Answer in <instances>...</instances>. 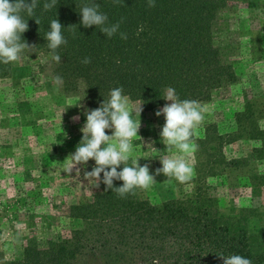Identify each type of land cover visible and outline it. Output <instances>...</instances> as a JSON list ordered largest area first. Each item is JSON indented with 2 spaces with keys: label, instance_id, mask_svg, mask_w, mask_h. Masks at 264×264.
I'll list each match as a JSON object with an SVG mask.
<instances>
[{
  "label": "trees",
  "instance_id": "obj_1",
  "mask_svg": "<svg viewBox=\"0 0 264 264\" xmlns=\"http://www.w3.org/2000/svg\"><path fill=\"white\" fill-rule=\"evenodd\" d=\"M237 1L155 0L156 6L149 8L148 0H57L56 7L43 11V4L50 0H38L34 16L21 13L28 24L22 39L31 47L25 52L48 59L53 77H62L63 90H81L79 117L83 120L86 111L100 107L117 87L147 111L164 106L169 88L180 100L207 102L236 80L225 60L218 26L222 12ZM93 3L108 16V25L122 21L111 38L95 25H82L80 10ZM53 19L61 23L67 39L56 50L60 63L51 58L45 39ZM121 32L127 33L126 40L120 38ZM86 57L91 63H82ZM9 68L10 63L0 62V75ZM256 108L246 102L234 114L233 134L222 135L211 126L204 129L198 140L202 153H197L194 168L198 180L186 195L154 204L136 188L135 195L119 198L111 189L105 191L101 173L99 187L91 179V195L68 206L66 218L76 225L44 244L31 240L21 258L7 264H152L154 259L159 264H224L220 254L264 264V207L222 214L205 181L209 175L230 169L242 172L250 165L247 159L226 160L223 155V144L236 137L255 141L254 153L264 159V127L259 125L264 109ZM94 166L90 160L86 170ZM126 166L132 165L127 162ZM245 175L251 187L264 186L263 173L248 169ZM113 185L121 187L123 181L114 180ZM252 220L256 226H251Z\"/></svg>",
  "mask_w": 264,
  "mask_h": 264
},
{
  "label": "rangeland",
  "instance_id": "obj_2",
  "mask_svg": "<svg viewBox=\"0 0 264 264\" xmlns=\"http://www.w3.org/2000/svg\"><path fill=\"white\" fill-rule=\"evenodd\" d=\"M218 27L225 60L232 65L236 80L226 90L214 93L212 100L199 102L205 117L193 136L199 151L190 156L175 147L167 151L160 136L165 117L155 113L171 101L147 111L128 99L132 118L140 119L128 162L132 165V160L138 159L140 166L148 165L156 182L142 189V194L154 204L181 198L194 186L198 180L196 157L202 153L198 140L203 138L205 128L233 134L234 114L246 102L257 110L264 109V0L237 1L222 12ZM47 61L27 50L20 61L10 62L8 73L0 75V264L20 259L31 240L44 244L76 225L66 218L68 206L88 198L93 190L91 179L84 177L90 160L86 166H76L80 174L76 168L70 175L64 172L86 122L79 117L81 90L65 91L61 84L54 83ZM140 105L139 117L135 113ZM259 125L264 127V116ZM113 131L109 129L107 134ZM256 147L255 141L238 137L223 144L226 160L244 158L250 165L242 172L230 169L206 177L207 193L217 200L222 214H236L242 207H264V186L251 187L245 175L248 169L264 174V159L256 157ZM181 156L194 169L189 181L180 183L163 173L156 175V169L163 166L160 159ZM250 224L256 226V221Z\"/></svg>",
  "mask_w": 264,
  "mask_h": 264
},
{
  "label": "clouds",
  "instance_id": "obj_3",
  "mask_svg": "<svg viewBox=\"0 0 264 264\" xmlns=\"http://www.w3.org/2000/svg\"><path fill=\"white\" fill-rule=\"evenodd\" d=\"M114 3H119V0H114ZM56 5L57 0H50L43 4V11H50ZM37 6L38 0H31V3H27L26 0L14 2L0 0V62L4 64L18 62L21 60V54L31 48L22 39V34L28 30V24L21 13L26 12L32 17ZM147 6L155 7V0H148ZM99 8V4H85L80 10L81 23L85 28L95 25L107 38H111L119 31L122 21L108 25V16L100 12ZM36 23L39 24L38 19ZM62 28L58 19H53L45 36L51 50V58L57 63L61 62V56L56 50L67 44V39L62 35ZM120 38L126 40L127 33L121 32ZM82 63L89 64L91 60L86 57ZM53 81L59 85L62 83V77L57 75L53 77ZM122 93V87L114 88L110 91V99L104 100L100 107L86 111V122L81 128L82 139L76 146L74 154L68 157L71 163L64 169V172L70 175L77 165L86 166L89 160H94L95 166L90 172L85 171V179H95L98 182L96 187H99L103 173L105 191L111 189L119 198H125L129 194L135 195L136 188L147 190L156 182L154 176L149 173L148 165L140 166L138 159L132 160V166H126L134 151L132 141L138 137L140 119L137 121L132 118L133 112L129 107L128 97ZM164 99L171 103L155 113L158 117L161 115L165 117V124L160 132L162 142L167 145V151L175 147L181 153L190 156L197 149L193 136L195 129L205 118L204 110L197 101L180 100L175 90L171 88L167 90ZM141 111L140 105L135 114L140 117ZM78 119V116L73 117L74 121ZM106 129H113V134H106ZM160 160L163 166L156 169V175L163 173L168 178L174 177L180 183L189 181L194 175V169L183 156ZM122 164L124 165L122 170L117 171ZM76 173L80 174L79 168H76ZM114 180H122L123 186L114 187ZM218 256L223 259L224 264H252L250 259L240 255ZM152 264H159V260L154 259Z\"/></svg>",
  "mask_w": 264,
  "mask_h": 264
}]
</instances>
